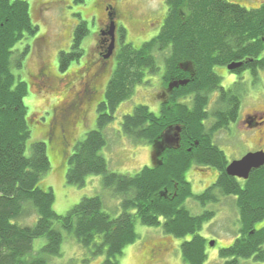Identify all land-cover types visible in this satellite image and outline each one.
<instances>
[{"label": "trees", "instance_id": "obj_1", "mask_svg": "<svg viewBox=\"0 0 264 264\" xmlns=\"http://www.w3.org/2000/svg\"><path fill=\"white\" fill-rule=\"evenodd\" d=\"M87 1L72 0V4L83 5ZM165 2L167 14L159 32L151 40L135 48L124 44L125 33L122 32L112 72L109 60L103 59L107 49L102 52L103 65L92 76V83L96 84L104 75L110 79L103 101L96 109L95 129L72 146L64 163L67 165V185L82 187L87 177L100 176L103 188L120 197L121 213L113 218L103 212L99 197L83 198L65 215L58 216L53 211L51 189L39 187L41 178L50 170L47 146L53 155L59 145L68 147L71 135L67 126L74 121L71 118L74 107L69 104L59 110L50 121L45 138L47 146L42 142L34 143L27 154L30 137L24 105L27 85L14 76L13 70L22 68L29 47L19 55L14 48L34 37L39 27L31 21L26 0H0V264H49V258L61 257L64 241L61 231L91 257L102 255V264H120L123 250L138 238L136 222L158 228L176 239L190 236V241L179 246L182 263L205 264L206 240L200 232L211 216L193 215L185 203L191 200L203 206L215 198L194 195L185 174L192 166L205 164L221 170V154L216 147L210 146L209 132L205 135L202 125L209 115L218 120L222 117L217 112L207 114L205 111L209 91L216 89L217 85L210 69L217 62V49L222 38L225 40L224 33L239 30V25L244 23L243 28L250 20L256 29L262 14L255 12L244 16L243 11L237 13L236 6L222 0ZM222 12L224 16L221 18ZM237 19L239 24L237 22L233 27ZM222 21L227 23L226 26ZM245 27L252 31L251 25ZM87 32L85 22L77 24L69 52L58 54V72L62 76L70 73L72 78L79 73L80 65L74 73L67 71L72 62L78 63L82 57L80 46ZM179 65L189 66L192 78L185 87L174 90L171 107L156 114L146 106H136L131 114L123 116L120 132L137 142L152 144L162 131L179 128L180 148L166 151L158 165L144 167L132 177L110 172L100 151L106 146L103 132L115 120L117 108L132 97L137 86L149 80L147 76H155L162 67V81L167 83L177 74ZM48 70V66L44 67L43 74ZM81 95L84 102L95 100L97 90L94 83H87ZM188 97L190 106L175 105L174 100ZM227 107L231 109V103ZM64 156L63 153L61 159ZM257 176L242 191L236 190L235 184L224 173L217 184L223 196H236L239 224V239L231 248L219 253V259L226 261L224 264L247 260L264 262V228L254 230L264 221V180ZM31 220L34 221L32 226L25 225ZM42 238L45 245L34 255L33 244Z\"/></svg>", "mask_w": 264, "mask_h": 264}, {"label": "rangeland", "instance_id": "obj_2", "mask_svg": "<svg viewBox=\"0 0 264 264\" xmlns=\"http://www.w3.org/2000/svg\"><path fill=\"white\" fill-rule=\"evenodd\" d=\"M29 5V15L34 25L39 27V32L31 38L22 41L14 50L17 55L21 54L26 47H29L20 70H13L14 76L27 85V96L24 99L26 115L30 137L27 142V154L30 146L37 142L46 144L45 140L48 132L50 120L56 112L57 105H63L64 87L59 85L57 89L38 84L34 75L42 66L49 68L50 73L61 76L58 72V54L69 52L72 33L77 24L85 22L87 25V35L82 40L80 49L83 52L79 62H72L67 72L74 73L87 60L96 58L97 30L101 28L99 22L101 17V7L104 0H89L83 5H73L72 0H26ZM166 0H117L119 9L127 11L132 15L130 22L124 21L126 32L125 43L138 48L143 43L151 40L160 30L162 21L166 14ZM229 1V0H226ZM256 3L258 0H244ZM58 2V4H57ZM56 3V5H55ZM245 7V6H243ZM46 15H43L44 9ZM246 8V7H245ZM248 9V8H247ZM154 24L153 27H150ZM43 40L46 43H43ZM116 47L118 45H115ZM120 46V45H119ZM115 50V49H114ZM111 58V57H110ZM114 56L110 59L111 72L115 66ZM67 73H65L66 75ZM160 75V76H159ZM155 76H147L149 79L144 85L137 86L128 101L120 104L115 113V120L107 126L103 134L106 138V146L100 151V155L106 160L108 170L117 175L134 176L144 167H153V156L158 153L159 142L143 144L137 142L120 132V124L123 116L131 114L136 106H146L150 111H156L158 94L156 89L161 80V73ZM158 77V82L156 81ZM40 82V81H39ZM151 83V84H150ZM162 84V82H161ZM170 83L168 87H171ZM58 107V108H59ZM214 110V109H213ZM216 111V110H215ZM93 123V124H92ZM95 129L93 113L90 112L85 125L77 128L68 139V147L59 145L55 155L49 152L47 146V156L50 163V170L45 174L39 183L43 190L51 189L54 196L53 211L58 216L65 215L72 207L77 205L83 198L99 197L103 203V212L116 218L120 213V197L105 190L102 186L100 176H89L85 179L82 187L67 185L65 175L67 170V155L72 146L83 140L85 134ZM166 131H164L165 133ZM161 148V147H160ZM156 152V153H155ZM64 157L61 159V155ZM153 161V162H152ZM190 168L185 177L191 184V191L194 195L201 193L200 182L204 176L193 173ZM222 200V199H221ZM185 207L193 215L201 214V207L195 202L187 201ZM236 206L233 200H222L218 210L215 209L213 217L203 225L200 235L206 240H214V249L207 252L205 264H223L217 257L219 249L230 244L237 234ZM34 221L25 222V225L32 226ZM236 224V225H235ZM58 228L57 225H55ZM264 228V221L256 225V229ZM135 232L138 236L135 243L128 245L123 250V256L119 258L120 264H183L179 253V246L183 242L190 241L191 237L176 239L164 234L158 228H150L135 223ZM63 244L61 247V257L49 258V264H102L104 257H91L83 250L76 241L67 233L62 232ZM222 244V245H220ZM45 245V240L38 239L33 244L34 255L38 254ZM159 247V254L154 250ZM154 252L152 255L151 253ZM150 256H154L150 258ZM84 261H88L84 263ZM231 261V260H230ZM236 264V263H233ZM237 264H264L252 262L251 260L239 261Z\"/></svg>", "mask_w": 264, "mask_h": 264}, {"label": "flooded vegetation", "instance_id": "obj_3", "mask_svg": "<svg viewBox=\"0 0 264 264\" xmlns=\"http://www.w3.org/2000/svg\"><path fill=\"white\" fill-rule=\"evenodd\" d=\"M222 1L236 6L238 8L237 13L239 11H243L245 13L244 16H248L255 12L258 14L261 13L262 15H260L258 24H256V29L253 21L247 18L250 22H245V25H251V27H253L252 31H247L245 25L242 28V25L244 24L242 23L239 25V30L233 29L232 31H229L227 35L224 33L225 40L222 38L217 49V62L210 69L212 74L216 77L217 85L216 89L209 91L205 111L207 114L217 112L221 114L222 117L220 121L209 115V117L202 122V125L204 126L205 135L209 132L208 141L210 146L216 147V149L220 152L222 165L221 170L209 164H205L200 167L192 166L191 168H193V173L196 175L200 174L204 176V180L200 182V188L202 191L198 195L212 196L215 198L213 202L206 201L203 206L199 205L201 207V214L210 215L211 218L213 217L215 209L218 210L219 204L222 200H233L234 204L236 201V196H223L220 193L217 184L222 173L232 180L236 186V190L238 191L244 190L246 184L255 175H258L257 178H260L261 176L264 180V164L257 169H251L246 179L229 176L226 172L227 168L233 162H239L249 154L264 155V0H258L256 3L244 0ZM165 7L167 14V6ZM46 10L47 9L45 8L43 15H46ZM100 11L102 19L99 24L101 28L97 30L96 33L97 54L93 61H85L80 66V71H77L79 73L73 75L72 78H70L71 75L69 76L70 73L58 77L50 73L49 70L46 74H43V70H41L43 64L37 68L34 75L35 81H37L40 85H42L43 82V86H48V90L50 88L57 89L60 84L64 87L63 103H65L61 105V108L59 107L61 103L55 107L56 112L54 115L52 113V118L56 116L57 112L62 110L66 105L68 106L69 104H72L74 112H72L71 118L74 119V121L70 122L69 126H67L70 130V135H72L77 128L84 127L85 121L87 120L90 112L93 113V120H95L96 124V109L98 104L103 101V94L110 76H101L97 79L96 84L93 82L97 90V98L92 102H84L81 100V90L87 83L89 85L93 84L92 76H94L96 71H98L103 65L101 56L105 49L107 50L105 51L106 55L103 57L104 60L110 61L113 56L115 57L116 52L119 49L122 32L125 33L126 36L123 23L124 21L130 22L132 20V15L130 13L119 9L117 0H104ZM223 16L224 12L221 13L220 17L222 18ZM237 22L239 24L238 19L232 24V26L236 27L234 24ZM221 23H223V21ZM111 24L114 25L113 51L110 55L111 58L109 57L108 59H105V57L108 56V51L111 46V38L107 35ZM226 24L227 23H223V26H226ZM150 25H152L150 27H153L154 24ZM247 28H249V26ZM123 40H125V37ZM43 43L45 44L46 41L43 40ZM115 45L118 46L116 47ZM178 69L179 71L177 74H175L174 77H170L169 82L165 83L162 81V78L159 82V86L156 89L159 96V101L156 105V114L160 113L164 108L171 107L174 90H177L179 87H185L192 78L189 66L179 65ZM159 73H161L162 77V67H160L156 75L158 76ZM157 76L156 81L158 82ZM185 82V86L179 85L180 83ZM170 83L178 86L168 87ZM174 103L175 105L186 104L187 106H190V97L186 99H176V101L174 100ZM229 103H231V109L227 107ZM228 112H230V114ZM62 125L65 126V123H62ZM164 131H162L156 140L157 143L159 142V146L162 144V147H159L158 157L155 159L154 166L159 164L161 155H163L166 151L178 150L180 148V134L179 138L175 140V138L172 137V133H168L163 137ZM187 182L189 183V181ZM188 201L190 203L193 202L191 200ZM235 223L238 226L236 230L237 234L232 239L230 244L225 245L226 247L223 249H219L217 252L218 258L220 251L231 248L240 237L238 233V213ZM254 230L260 229H256L255 226ZM210 243H213V247H210ZM214 244V240H206V252H209V249H214L216 253V246ZM154 250L159 254L160 249L158 245L154 248ZM154 252H152L151 255ZM153 257L154 256H150V258ZM222 262L224 264L226 261L222 260Z\"/></svg>", "mask_w": 264, "mask_h": 264}, {"label": "water", "instance_id": "obj_4", "mask_svg": "<svg viewBox=\"0 0 264 264\" xmlns=\"http://www.w3.org/2000/svg\"><path fill=\"white\" fill-rule=\"evenodd\" d=\"M113 33H114V25L111 24L109 29H108V33L107 35L111 38V46L109 48L108 51V56L105 57V59H108L110 57V55L112 54L113 51ZM185 83H180L179 85L183 86L185 85ZM178 85H172V87H177ZM168 133H172V137L176 139L179 138V134H180V129L179 128H175V129H167L165 133H163V137L165 135H167ZM178 142V141H177ZM159 147H162V144H160ZM156 153V152H155ZM158 157V153L155 154L153 156V161ZM152 161V162H153ZM264 164V155H260V154H254V155H247L245 156L241 161L239 162H233L226 170L227 174L229 176H233V177H239V178H247L248 173L250 172L251 169H257L260 166H262ZM155 165V161L153 162V166ZM210 247H213V243H210Z\"/></svg>", "mask_w": 264, "mask_h": 264}]
</instances>
